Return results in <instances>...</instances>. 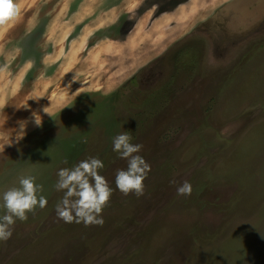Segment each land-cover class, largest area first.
<instances>
[{"label":"rangeland","instance_id":"374dc122","mask_svg":"<svg viewBox=\"0 0 264 264\" xmlns=\"http://www.w3.org/2000/svg\"><path fill=\"white\" fill-rule=\"evenodd\" d=\"M13 3L18 17L0 25V192L33 175L47 204L16 220L0 264H264V0ZM129 124L150 165L140 196L115 186L127 161L112 138ZM91 156L113 189L104 223H65L57 171Z\"/></svg>","mask_w":264,"mask_h":264},{"label":"clouds","instance_id":"9594fccd","mask_svg":"<svg viewBox=\"0 0 264 264\" xmlns=\"http://www.w3.org/2000/svg\"><path fill=\"white\" fill-rule=\"evenodd\" d=\"M19 13L20 8L13 0H0V25L13 22ZM27 64L30 67L32 61L29 60ZM31 115L33 123L39 127L40 116L35 112ZM27 123V119L18 122L19 131L16 132L14 140L7 141V145L24 137ZM131 141L132 136L126 130L112 138V150L127 161L125 169L116 171L115 186L124 195L131 192L140 196L144 192L142 181L147 177L150 165L138 154L142 145ZM62 163L67 164V160ZM103 167L104 164L99 158L91 156L71 167L58 169L54 188L63 193L55 205V213L59 219L65 223L82 222L85 226L103 225L104 220L100 214L113 191L106 179L98 173ZM191 191L189 181H184L176 188L178 196H188ZM42 192L43 186L36 182L33 175H21L18 177V186L0 192V208L3 209V214L0 215V242L7 241L12 236V226L16 220L24 221L27 219V213L37 207H45L47 198Z\"/></svg>","mask_w":264,"mask_h":264},{"label":"flooded vegetation","instance_id":"af4514ba","mask_svg":"<svg viewBox=\"0 0 264 264\" xmlns=\"http://www.w3.org/2000/svg\"><path fill=\"white\" fill-rule=\"evenodd\" d=\"M218 12H219V9L215 13L214 17H212V19H210V17L205 19V21H203V23H202V25H204L203 27L213 29L214 26L218 25L220 23L219 20L221 19V16H220V14ZM221 22H224V26H227V24H228V27L230 28V30L235 34V35L231 36L232 38L235 39V37H238V35L240 33H242V31H240L239 29L236 28V25H235V22L233 21V18L228 19V18L225 17V19L221 20ZM220 49L222 51L228 50L226 48H220Z\"/></svg>","mask_w":264,"mask_h":264},{"label":"trees","instance_id":"16d2710c","mask_svg":"<svg viewBox=\"0 0 264 264\" xmlns=\"http://www.w3.org/2000/svg\"><path fill=\"white\" fill-rule=\"evenodd\" d=\"M155 95H158V94L155 93ZM153 98L155 99L156 97H153ZM161 100H162V99H161ZM157 102H160V100H157L156 103H157ZM161 103H162V102H161ZM154 104H155V103H152V106H149L150 108L148 107V109L153 110L152 108H153V106H155ZM162 104H163V103H162ZM136 123H137V122H136ZM136 123H133V126H135ZM144 124H147L146 121H144L143 124L140 122V130H142V125H144ZM129 125H130V124H129ZM128 131H130V132H135V131H133V127H132L131 125H130V128L128 129ZM136 133H137V132H136Z\"/></svg>","mask_w":264,"mask_h":264}]
</instances>
